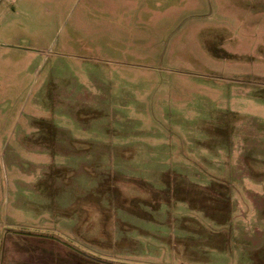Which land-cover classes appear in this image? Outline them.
I'll return each mask as SVG.
<instances>
[{
	"label": "rangeland",
	"instance_id": "obj_1",
	"mask_svg": "<svg viewBox=\"0 0 264 264\" xmlns=\"http://www.w3.org/2000/svg\"><path fill=\"white\" fill-rule=\"evenodd\" d=\"M108 1L0 0V264L264 262V0Z\"/></svg>",
	"mask_w": 264,
	"mask_h": 264
},
{
	"label": "crops",
	"instance_id": "obj_2",
	"mask_svg": "<svg viewBox=\"0 0 264 264\" xmlns=\"http://www.w3.org/2000/svg\"><path fill=\"white\" fill-rule=\"evenodd\" d=\"M16 1V0H14ZM122 8L133 10L127 20L123 19L121 26L116 24L117 29L121 28L123 37L128 41L127 49L123 48V56L135 57L138 54H146L149 50L153 52L157 50L156 40L163 32L169 34L176 32V26L170 30L171 25H176L178 22V10L184 8H192L193 4H190L187 0H122ZM106 9L105 27L106 32L114 34L115 22L112 18V10L115 8L114 0H109L103 5ZM117 7V6H116ZM174 9V18L168 19L163 24L162 14L166 11ZM177 10V13H175ZM109 11V13H108ZM109 14V17H108ZM159 15V20L156 22L155 18ZM190 19L193 20L195 15L190 14ZM183 20H185L183 18ZM182 20V21H183ZM175 30V31H173ZM115 35V34H114ZM134 41V44H130V41ZM148 51V52H149ZM130 65V63L128 64ZM142 66L140 64H137ZM259 264H264L261 262Z\"/></svg>",
	"mask_w": 264,
	"mask_h": 264
},
{
	"label": "trees",
	"instance_id": "obj_3",
	"mask_svg": "<svg viewBox=\"0 0 264 264\" xmlns=\"http://www.w3.org/2000/svg\"><path fill=\"white\" fill-rule=\"evenodd\" d=\"M71 262H73V260H71ZM73 264H105V263H101V262H97V261H94V260H91L85 256H82V259L80 262H74Z\"/></svg>",
	"mask_w": 264,
	"mask_h": 264
}]
</instances>
